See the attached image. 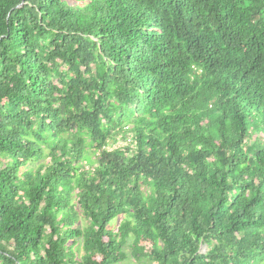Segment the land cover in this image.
<instances>
[{
  "label": "trees",
  "instance_id": "obj_1",
  "mask_svg": "<svg viewBox=\"0 0 264 264\" xmlns=\"http://www.w3.org/2000/svg\"><path fill=\"white\" fill-rule=\"evenodd\" d=\"M127 256L264 264V0H0V264Z\"/></svg>",
  "mask_w": 264,
  "mask_h": 264
},
{
  "label": "rangeland",
  "instance_id": "obj_2",
  "mask_svg": "<svg viewBox=\"0 0 264 264\" xmlns=\"http://www.w3.org/2000/svg\"><path fill=\"white\" fill-rule=\"evenodd\" d=\"M126 144H127V141H125L124 138L119 137L117 142H115V144H113V146H120V145H126ZM119 264H154V263L148 262L147 259L137 261L134 258H132L131 256H127V258Z\"/></svg>",
  "mask_w": 264,
  "mask_h": 264
}]
</instances>
